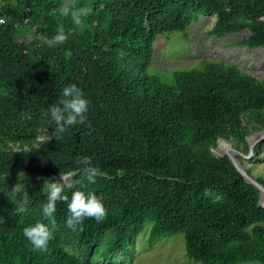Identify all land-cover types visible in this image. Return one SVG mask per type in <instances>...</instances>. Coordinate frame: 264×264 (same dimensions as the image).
<instances>
[{
    "label": "trees",
    "instance_id": "16d2710c",
    "mask_svg": "<svg viewBox=\"0 0 264 264\" xmlns=\"http://www.w3.org/2000/svg\"><path fill=\"white\" fill-rule=\"evenodd\" d=\"M67 2L0 0V264H129L121 254L145 223L151 242L182 234L195 264H264L260 191L215 152L225 141L247 154V137L264 132V83L225 61L175 71L167 83L148 71L156 37L185 32L199 14L214 18L211 37L246 32L237 46L264 48V0ZM64 8L88 14L77 25ZM58 26L66 38L50 45ZM69 83L90 100L93 130L78 125L55 140L47 110ZM261 147L264 140L251 162L264 161ZM85 155L100 173L83 190L101 199L105 217L74 232L58 201L52 239L34 250L22 231L48 223V181L75 184ZM236 158L264 188V173ZM20 182L29 197L17 212L22 195L11 188Z\"/></svg>",
    "mask_w": 264,
    "mask_h": 264
},
{
    "label": "rangeland",
    "instance_id": "374dc122",
    "mask_svg": "<svg viewBox=\"0 0 264 264\" xmlns=\"http://www.w3.org/2000/svg\"><path fill=\"white\" fill-rule=\"evenodd\" d=\"M71 2L72 0H68L67 4ZM199 15L198 20L192 23L185 32L175 31L156 37L148 71L159 76L164 83H167L175 71L198 69L205 64L206 60L225 61L247 72L257 81L264 83V48L251 49L237 46L236 43L247 35L246 32L229 34L219 39L211 37L208 32L214 23V18L206 14ZM260 132L251 133L247 137L249 145L260 137ZM40 139L43 140V137ZM261 141L256 143L254 147ZM222 144L226 145L227 149L229 148L228 145L231 146L228 142L218 141V146L215 149L216 153L223 154L220 148ZM261 148L262 153H260V156H263L264 147ZM237 156H242L244 160L255 167L253 171L255 176L261 172L264 173V161L251 162L253 152L249 151L247 154H243V152L238 151L234 154L235 160H237ZM52 179L60 183H67L70 176ZM145 225V228L134 238L131 246L128 245L127 251L121 254L125 263L195 264L185 256L182 234L175 233L151 242V226L149 223H145ZM119 257L117 254L111 257L110 260L119 262ZM239 264L263 263L247 261Z\"/></svg>",
    "mask_w": 264,
    "mask_h": 264
},
{
    "label": "clouds",
    "instance_id": "9594fccd",
    "mask_svg": "<svg viewBox=\"0 0 264 264\" xmlns=\"http://www.w3.org/2000/svg\"><path fill=\"white\" fill-rule=\"evenodd\" d=\"M64 16H71L75 24L81 23V17L87 16V9H79L70 11L64 8L62 13ZM41 39H43V35ZM64 29L58 26L57 34L48 41L50 45L61 44L65 40ZM91 106L90 100L81 87L75 83H69L61 89L59 99L56 103L48 108V115L51 124L54 125V138L60 140L63 134L70 129L84 125L91 128L88 122V113ZM76 164L82 170V177L74 183H60L57 181H48L46 187V202L41 205V217L48 223L37 221L34 224L27 225L23 228L22 234L24 238L32 245L34 250L44 251L49 241L52 239L50 226L55 225L56 204L62 201L67 205V217L65 226L72 231H82L83 222L86 218H93L97 222L103 220L106 214L104 205L98 196L92 191H85V182L94 184L100 173V169L94 166L89 156H81L77 158ZM78 185V187H77ZM66 190L70 191V195ZM11 191L22 195L19 206L16 205V211L22 212L28 204V193L25 190V183H15Z\"/></svg>",
    "mask_w": 264,
    "mask_h": 264
},
{
    "label": "water",
    "instance_id": "95a60500",
    "mask_svg": "<svg viewBox=\"0 0 264 264\" xmlns=\"http://www.w3.org/2000/svg\"><path fill=\"white\" fill-rule=\"evenodd\" d=\"M261 135L259 138H257L253 143H251L249 145V151L253 152L252 148L254 147V145L256 143H258L260 140H263L264 139V132L261 131L260 132ZM224 141V140H222ZM225 142V141H224ZM229 148L226 149L223 154L226 155L229 160L231 161V163L233 164V166L244 176L245 180L252 184L256 189H258L260 191V200H259V206L264 208V188L258 184L254 179H251L250 177H248L246 175V173L242 170V168L240 167V165L238 164L237 160H235L234 158V154L236 153V151L231 147V146H228Z\"/></svg>",
    "mask_w": 264,
    "mask_h": 264
},
{
    "label": "bare ground",
    "instance_id": "6f19581e",
    "mask_svg": "<svg viewBox=\"0 0 264 264\" xmlns=\"http://www.w3.org/2000/svg\"><path fill=\"white\" fill-rule=\"evenodd\" d=\"M2 21V18L0 17V22ZM224 143V142H223ZM229 146V145H228ZM222 149V151L224 152L226 149H227V146L226 145H221L220 147Z\"/></svg>",
    "mask_w": 264,
    "mask_h": 264
}]
</instances>
